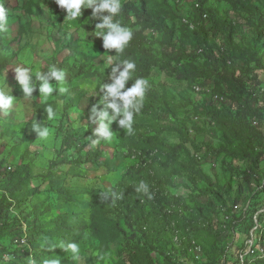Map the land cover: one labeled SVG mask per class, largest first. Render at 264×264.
<instances>
[{
  "label": "rangeland",
  "instance_id": "rangeland-1",
  "mask_svg": "<svg viewBox=\"0 0 264 264\" xmlns=\"http://www.w3.org/2000/svg\"><path fill=\"white\" fill-rule=\"evenodd\" d=\"M145 1L151 9L162 13L166 23L178 32L176 39L186 46L188 54L197 51L199 46L189 31L187 34L182 31L184 36L179 34L183 28L184 20L193 21L197 13V0H180L179 4H177V0ZM205 1L207 8L217 10L235 26V49L242 43H249L254 39L255 28L252 16L246 11L244 4H236L237 1L244 2V0ZM0 2H3L6 12V20L0 26V56L8 58L10 61L8 67L0 72V88L16 98L12 110L7 114L0 112V170L7 171L12 168V173H15L25 166L31 167L35 177L32 187L41 189V193L28 201L25 210H17L25 221L32 222L31 226L35 225L36 218L40 220L41 232H52L58 223L71 226H78L81 223L89 224L90 191L109 192L118 187L121 182H124V185L128 187L129 176L136 174L134 171L138 164L133 151H137L141 147L143 138L159 135L161 140L167 142L168 145H176L179 143L176 135L171 131L165 133L164 129L184 124L191 130L199 131L200 146L203 145L202 141L204 140L212 142L207 132L202 130L208 128L209 120L204 117L202 112L195 109V105H200L198 99L201 97L193 93V88L199 84H192L199 77L205 78L204 76L209 75L208 69L204 66V57L195 61L185 57L177 69V73H172L169 76L159 70L153 71L146 89L159 95L161 102L151 110L149 109L151 99L148 96L144 95L142 102L140 98H134V104L140 103L141 106L139 113L134 115L131 131L119 126L118 121L124 118L121 113L117 117V121L111 124L113 136L110 140H106L96 133L100 123L94 128L92 137L89 138L85 136L87 130L85 113L90 98L98 99L103 110H107L109 115L114 114L111 108H107V104L112 103L114 98L107 96L105 99L106 90H102L101 87L103 84L114 82L108 75L111 67L107 63L109 56L101 51L103 39L96 37L95 27H88V20L84 21L83 16L75 21L67 20L66 10L61 9L55 0H0ZM120 2L122 7L127 3L137 2V0H120ZM257 3L264 11V0H258ZM88 10L92 11V9ZM219 33L213 37L210 36L209 43H215L224 48L225 38L222 32ZM154 49L160 51L158 46H154ZM21 66L28 68L33 75L32 82L35 84V89L31 97L25 96L22 86L15 79V68ZM73 66L77 68L85 66L86 70L93 72L95 76L75 79L69 70L63 69V67ZM52 67L64 70L65 80L62 84L55 80L51 81L56 86V90L51 95L44 97L41 96L39 90L42 82L35 76L38 72L48 73ZM259 75L264 80V72H259ZM214 78L215 81L214 79L210 81L218 89L219 83L216 81L219 79ZM59 87H64L66 91L60 93ZM257 99L262 100L259 96ZM257 99L255 102H258ZM68 102L74 108L66 111L65 106ZM115 102L123 105L119 98H115ZM45 105H50L53 109L56 120L61 121L67 113L68 119L65 118L67 126L71 128V132L78 133L85 146L93 150L100 146L104 150L103 160L109 165L108 170L96 169L92 166L74 168L63 166L58 169L51 167L53 161L58 158V149L61 147L62 138L58 139L57 131L49 128L52 121L48 119V114H43ZM254 105L255 108L261 110L264 116V102ZM129 110L136 112L134 106ZM164 116L167 118L162 119ZM251 116L250 113L249 117ZM104 123H108V121L105 120ZM263 124L264 117L259 131L249 127L248 133L236 131L239 134L236 143L243 147L242 139L239 140L240 136L242 137L243 134L247 141L250 135L249 146L252 145L257 153L264 152ZM44 129H50V136L46 140L40 139V132ZM218 129L220 133L224 132L223 135L226 132L231 135L230 131L233 130V128H228V125L226 126L224 120H221V126ZM200 155V159H202L204 154ZM200 159H198L199 161L192 160L182 155L181 163L202 169L213 177L215 183L221 184L228 190L229 185L232 184L234 198L237 196L240 186H245L244 202L240 204V213L231 215L229 224L231 229L228 232L222 235H212L205 230L188 231L185 228L184 213L180 214L176 211L173 212V223L176 224L180 237L185 239L184 244L180 245L172 232L162 230L164 222L156 217L148 207V239L144 242L136 243L124 236H119L108 243L106 249L102 250L90 229L79 237L72 238L65 237L64 233L52 234V236L41 235L42 243L38 250V264H44L50 259H55L58 264H118L130 260L134 253L151 258L154 264H207L209 255L218 259L220 264H239L241 254H246L250 238L253 236V230L249 232L247 226L241 225L242 221H240L252 214L250 211L254 207L252 200L257 195L249 185L250 173L261 172L264 175V160L263 169L256 171L253 164L247 161L233 162L225 158L218 161L214 159L201 161ZM158 169L160 171L161 168L153 170L158 176H167V174L163 176V172H159ZM1 185L3 183L0 181V187ZM202 188L207 189V186L202 185ZM260 192L263 193L264 189ZM174 194L188 200L192 207L199 208L214 229L221 230L219 223L223 219L221 218L223 204L217 198L204 197L197 203L193 202V198L197 194H195L192 185L183 180L179 182L178 189ZM2 195L0 188V201ZM261 207L260 213L264 214V204ZM68 214L69 216H66ZM225 214L224 217L227 216ZM258 214L255 215V218ZM185 216L190 218V214H185ZM261 221L263 222L264 218H261ZM106 222L110 226L125 224L119 209L110 210ZM127 231L130 232L129 229ZM14 235L15 233L10 231H0V245L6 248L5 252H14L15 247L12 244ZM48 242L56 247L50 248ZM189 242H195L203 254L197 255L194 250L193 254H187L185 250L189 247ZM69 243L79 245L78 256H73L59 246ZM216 250L225 251L226 258L221 259ZM2 255L3 253H0V264H11L10 261L3 259ZM198 256L201 259L198 260Z\"/></svg>",
  "mask_w": 264,
  "mask_h": 264
},
{
  "label": "trees",
  "instance_id": "trees-1",
  "mask_svg": "<svg viewBox=\"0 0 264 264\" xmlns=\"http://www.w3.org/2000/svg\"><path fill=\"white\" fill-rule=\"evenodd\" d=\"M164 1L167 2V0ZM179 1L177 0V4H179ZM197 1V13L193 21L184 20L183 28L179 32L182 36L187 34L188 31L190 32L195 43L199 46L194 53L188 54L186 46L176 39L178 32L166 23L162 13L151 9L145 0H137V2L123 5L121 12L116 17L123 26L130 28L133 33L123 52L117 54L115 49L106 50L104 47L101 48V51L113 60L108 71L110 78H112V67L119 65L122 71L124 67L122 61L135 62L136 69L133 77L126 83L125 89L122 91L134 86L136 78L150 80L154 70H159L167 76L172 75V73L176 74L185 57L192 61L204 57V66L208 69L209 75L204 76L205 78L199 77L192 84H199L204 89L211 87L216 94H220L224 98L227 96L225 100L216 101L214 97L209 98L208 96L200 95L201 99H198L200 105H195V109L202 112L204 117L210 122L208 128L202 130L205 133L207 132L212 142L204 140L202 141L203 145L200 146V142H198L200 141L198 140L199 131L196 129L191 130L185 127L184 124L179 127L176 125V127L171 129H164L165 133L171 131L176 135L179 142L176 145H168L167 142L161 140L159 135L143 138L141 147L137 151H133L135 153L134 158L138 164L134 171L136 174L129 176V186L127 187L124 182H121L118 187L109 192L101 190L90 191L89 224L81 223L78 226H71L65 223H58L52 232H41L39 218H36L35 225L31 226L30 223L32 222L25 221L21 217V213L17 211L25 210V205H27L28 201L41 193V189L32 187L35 177L31 167L25 166L15 173H12V168L7 171L0 170V181L3 183L0 187L3 193L0 201V231L15 233L12 237V244L15 247L13 253L5 252L6 248L0 245V253H3V259L15 264V261L8 256L13 255L16 259L28 261L31 252L29 250L24 252L22 246L18 247L15 245V240L25 235L26 227H28L29 241L37 246V264L39 261L38 250L42 243L41 235L49 234L52 236V234L64 233L65 237L72 238L79 237L90 229L96 236L100 244L99 247L102 250L106 249L108 247L107 244L119 236H124L126 239L136 243L144 242L148 239V207L151 208V212L156 217L164 222L162 230L172 232L180 245L184 244L185 239L182 236L180 237V232L176 224L173 223V212L176 211L180 214L184 213L185 228L188 231L200 232L205 230L212 235H222L231 229L229 228L231 215L240 213V204L244 202L245 186H240L239 192L234 198L232 184L229 185L228 190L221 184L215 183L213 177L206 174L202 169L182 164L181 156L184 155L186 158L199 161L200 154H204L202 159H200L201 161L209 159L218 161L225 158L233 162H251L256 171L263 169L264 152L257 153L252 145L249 146L250 135L247 141L246 138L244 139L243 134L242 137L240 136L239 140L242 139L241 143L243 144V147H240L239 143H236V139L239 137L236 131L248 133L249 128L258 130L262 127L264 116L260 109L255 108L254 104L264 102V80L259 75V72H264V11L258 6V0L236 2V4H244L246 11L252 16L255 35L251 42L242 43L235 49L234 38L236 37V30L233 23L227 21L217 10L207 8L205 0ZM0 7L5 9L3 2H0ZM91 13V10L86 9L82 16L84 21L88 20V27H95V24L99 23L100 20H93ZM101 15H107V13L105 12ZM219 32H222L225 38L224 48L217 46L215 43H209V37L218 35L220 34ZM154 46H158L160 51H156ZM9 63L8 58L0 56V72L4 71ZM63 69L69 70L75 79L95 76L93 72L86 70L85 66L80 68L76 66L63 67ZM241 70H244V72H241ZM116 76H119V72L116 73ZM213 76L219 79V81H216L219 83L218 89L210 81L213 79L215 81ZM200 79L202 80L200 81ZM145 95L151 99L150 108H147L152 110L156 105L160 104L161 97L159 95L147 89ZM258 96L262 100L257 99ZM256 99L258 102H255ZM48 107L50 105L43 107L44 115L48 114ZM65 107L66 111L74 108L69 102ZM94 107L97 113L103 111L98 99L90 98L85 113L87 125L85 136L89 138L92 137L94 128L100 123L99 116L92 111ZM250 113L252 114L251 117H249ZM65 118L66 120L68 119L67 113L61 121L54 118L51 119L52 123L49 128L57 131L58 139L62 138L61 147L58 149V158L53 161L51 167L58 169L63 166H72V168L92 166L96 169L108 170L109 165L103 160L104 150L100 146L94 150L85 146L78 133L70 131L71 128L67 126ZM163 118L166 119L167 117L164 116ZM221 120H224L228 128H233L234 131H230L231 135L227 132L225 135H223L224 132L220 133L218 128L221 126ZM256 122H258L257 125ZM159 167L161 169L160 171L158 169V171H162L163 176L167 174L166 177L158 176L153 171ZM250 176L249 185L254 189L253 192H256L257 197L255 196V199L252 200L254 206L250 210L252 216L249 214L240 221H242L241 225L247 226L249 232L250 230L254 232L258 225L257 221H255L257 213L260 215L259 224L264 226V221H261V218H264V214L260 213L261 206L264 204V192H260L264 189V175L261 172H251ZM180 180L188 181L194 188L197 196L193 198V202L197 203L204 197H215L223 204L221 207L223 213L221 218L223 219L219 223L221 230L216 231L199 208L192 207L188 200L183 197H177L174 194L178 189ZM141 181L146 182L148 186L147 192L140 188ZM202 185L207 186V189H203ZM112 209L121 211L124 217V225L116 224L115 226H110L106 222L107 215ZM185 214H190V218L186 217ZM224 214L227 216L224 217ZM66 216H69V214ZM188 244L189 247L185 252L190 255L194 252L193 249L196 245L195 242H189ZM216 251L221 259L226 258L227 253L225 251ZM238 252L239 249L237 250ZM244 255L241 254L239 264H242V256ZM208 258L209 262L207 264L221 263L210 255ZM197 259L201 258L197 257ZM118 264L154 263L151 258L145 257L140 253H134L130 260ZM253 264H264V261H256Z\"/></svg>",
  "mask_w": 264,
  "mask_h": 264
},
{
  "label": "clouds",
  "instance_id": "clouds-1",
  "mask_svg": "<svg viewBox=\"0 0 264 264\" xmlns=\"http://www.w3.org/2000/svg\"><path fill=\"white\" fill-rule=\"evenodd\" d=\"M61 9L66 10V19L69 21H75L82 17L84 10L92 9L91 17L93 20H100L99 23L95 24L96 37H101L103 39V47L106 50L115 49L117 54L122 53L125 47L128 45L132 38V31L130 28L123 26L121 22L116 19V17L121 12V2L120 0H55ZM107 13V15H101L102 13ZM6 20V12L3 7H0V26L4 24ZM109 65H112V58H108ZM124 67L120 70L119 65L111 68V75L114 80L112 84H103L102 90H106V97L111 96L114 101L107 104V108L113 110L112 115H109L107 110L99 111L97 113L96 108L92 109L94 114L99 116L100 124L96 129V133L106 140H110L113 136L111 130V124L117 121V117L123 114V119L118 121L119 126L132 130V125L134 122V115L138 114L140 111V103L134 104V98L142 99L146 92V85L148 84L145 78H136V83L130 89L122 91L125 89L126 83L132 79L133 74L136 69L135 62L124 60L122 61ZM119 72V76L116 73ZM35 78L41 81L40 93L41 96L47 97L51 95L56 86L51 82L55 80L59 84H62L65 80V71L52 67L48 73H36ZM15 79L22 86V91L26 97H31L35 89V84L32 82L33 75L31 71L26 67H16L15 68ZM58 91L63 93L66 91L64 87H59ZM115 98H119L123 102V105L115 102ZM16 98L9 92L0 88V112L7 114L12 110ZM103 102V101H102ZM134 106L136 112L129 110L130 107ZM48 119L51 120L55 117V113L51 107L47 108ZM107 120L108 123H104ZM35 127V125H34ZM50 136V129H44L40 132V139L46 140ZM146 182L141 181L140 188H143L147 192ZM139 191V189H138ZM50 248H55L56 245L48 242ZM61 248L69 252L73 256H78L80 252L79 245L77 243H69L67 245L60 244ZM44 264H58L55 259H50L44 262Z\"/></svg>",
  "mask_w": 264,
  "mask_h": 264
},
{
  "label": "built area",
  "instance_id": "built-area-1",
  "mask_svg": "<svg viewBox=\"0 0 264 264\" xmlns=\"http://www.w3.org/2000/svg\"><path fill=\"white\" fill-rule=\"evenodd\" d=\"M193 93L197 96L205 95L209 98H215L216 101L225 100L224 97H222L220 94H216L213 88L207 87L206 89L195 86L193 88ZM258 122H256V125ZM12 171V169H10ZM238 209V208H237ZM259 216H257V228L253 232V236L251 237V240L248 244V250L244 256H242V264H253L256 261H264V226H261L259 223ZM15 245L22 248H24V252L29 250L30 257L28 261H22L20 259H16L13 255H8L13 261H15V264H37L36 260V248L37 246L32 244L29 241V234H28V227L25 229V235L22 237H19L15 240ZM196 247L193 249L197 255L203 254V251L197 244L195 243ZM200 258V256H198ZM20 260V261H19Z\"/></svg>",
  "mask_w": 264,
  "mask_h": 264
},
{
  "label": "crops",
  "instance_id": "crops-1",
  "mask_svg": "<svg viewBox=\"0 0 264 264\" xmlns=\"http://www.w3.org/2000/svg\"><path fill=\"white\" fill-rule=\"evenodd\" d=\"M180 181H181V180H180ZM180 181H179V182H180Z\"/></svg>",
  "mask_w": 264,
  "mask_h": 264
}]
</instances>
